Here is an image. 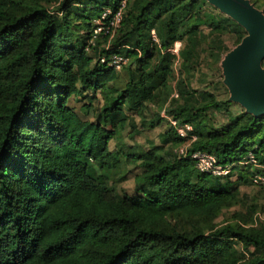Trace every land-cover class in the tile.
Segmentation results:
<instances>
[{
	"label": "trees",
	"instance_id": "16d2710c",
	"mask_svg": "<svg viewBox=\"0 0 264 264\" xmlns=\"http://www.w3.org/2000/svg\"><path fill=\"white\" fill-rule=\"evenodd\" d=\"M120 1L0 0V264H264L262 224L215 223L239 202L238 187L264 174V115L243 109L216 127L207 111L231 103L180 82L167 112L192 126L188 151L223 164L252 155L261 166L235 165L226 176L163 147L132 151L118 136L127 111L168 97L176 57L167 48L180 41L178 61L193 69L206 51L203 26L240 39L244 30L205 0H128L114 47L104 48L94 21ZM112 53L127 58L120 70L101 61ZM87 91L103 95L94 120L69 103ZM186 141L171 127L163 143ZM122 157L140 169L133 196L110 185Z\"/></svg>",
	"mask_w": 264,
	"mask_h": 264
},
{
	"label": "rangeland",
	"instance_id": "374dc122",
	"mask_svg": "<svg viewBox=\"0 0 264 264\" xmlns=\"http://www.w3.org/2000/svg\"><path fill=\"white\" fill-rule=\"evenodd\" d=\"M257 4L260 9L264 10V0H258ZM205 8L209 13L219 18L221 15L225 16L209 4H207ZM202 31L206 36L202 43V48L203 51H206L200 53L198 63L193 66V69L186 68V71L180 61L173 59L171 64L172 78L168 84L170 88L168 97L162 101V103L148 102L141 114H137L136 111H127L128 122L127 124L125 123L126 125L124 124L125 128L121 131V136L120 134L118 136L120 140L124 142V145L130 147L132 151L144 152L153 148L163 147L160 153L166 155L167 151L174 153L175 151L177 152L179 148L186 145L185 142L179 144L177 147H175V145L172 147L171 145H164L163 143L165 132L172 127L170 120L173 119V116L171 113L167 112L170 105L173 104L171 99L178 97L176 95L183 90L182 86L185 83L188 84L191 91L196 92L195 95H198L199 92L202 93L203 90L206 93L213 92L215 98L220 102L226 99L228 100L229 93L222 82L223 77L220 62L224 54L239 43L241 39L237 34L229 32L228 30H223L221 33L211 35L209 29L203 26ZM99 41L100 46L104 48L108 47L112 49L114 47L113 43L115 39L113 37H108V40L100 39ZM216 44L223 46L224 51L222 53L213 49V46ZM219 54H221V58H218ZM181 81L185 83L180 84ZM162 91L165 92V90ZM102 96V93L99 91L96 93L87 91L81 95L72 96L69 99V103L80 115L94 120L93 114H95L103 104ZM230 103L227 109L226 106L220 107V111L209 109L206 113L208 121H211L216 127L229 124L230 118L243 110L240 105L232 102ZM87 104H89L91 108L88 110V113L85 114L81 107ZM115 145L114 140H112L110 142V147L114 148L116 147ZM111 175L110 185L118 192H125L130 196L136 194L134 186L140 175V169L135 161H127L125 157H122L121 164L113 169ZM235 178L236 176L233 177V180H235ZM237 194H239V202L232 207L224 209L215 219V223L219 226L233 221L242 223L244 220H249L253 217L257 225L262 224L264 226V191H262L260 187L258 188L257 186L246 184L238 187ZM254 205L255 207L253 209ZM251 221L253 220H250V223ZM253 222L255 223V221ZM251 250L252 249H250V251Z\"/></svg>",
	"mask_w": 264,
	"mask_h": 264
},
{
	"label": "water",
	"instance_id": "95a60500",
	"mask_svg": "<svg viewBox=\"0 0 264 264\" xmlns=\"http://www.w3.org/2000/svg\"><path fill=\"white\" fill-rule=\"evenodd\" d=\"M245 32L220 62L228 101L258 118L264 115V11L251 0H205Z\"/></svg>",
	"mask_w": 264,
	"mask_h": 264
},
{
	"label": "built area",
	"instance_id": "2783aa9c",
	"mask_svg": "<svg viewBox=\"0 0 264 264\" xmlns=\"http://www.w3.org/2000/svg\"><path fill=\"white\" fill-rule=\"evenodd\" d=\"M128 0H121L119 5L115 10L105 9L101 13V16L94 21V35H105L109 38H114L117 30L120 27L121 21L123 19V14L126 9ZM152 40L159 45V40L155 34V31H151ZM94 45V39L89 42V45ZM89 46V47H90ZM182 47L180 41H176L172 46L166 49L167 52L176 57L177 61L179 59V51ZM102 62H107L111 67L116 70H120L121 67L127 63V58L119 53H112L109 55L108 60L105 61L101 58ZM177 96V95H176ZM172 127L176 130L177 135L182 138H187L186 145L178 149V155L183 158H190L194 166L201 172L208 173L215 176H226L231 173L235 165L252 163L254 166H259L252 155H249V160H242L236 163H226L223 164L219 162L215 154L207 151H188L189 144L196 139V136L192 134L193 128L190 124L181 125L176 119L170 120ZM253 185L264 189V174L257 173L252 177Z\"/></svg>",
	"mask_w": 264,
	"mask_h": 264
}]
</instances>
